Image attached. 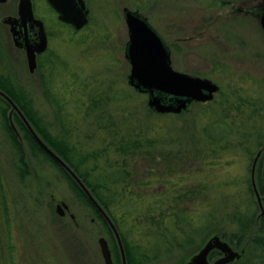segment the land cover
<instances>
[{
    "label": "rangeland",
    "instance_id": "1",
    "mask_svg": "<svg viewBox=\"0 0 264 264\" xmlns=\"http://www.w3.org/2000/svg\"><path fill=\"white\" fill-rule=\"evenodd\" d=\"M124 6L149 19L171 50L174 70L219 85L213 99L190 102L177 114H159L148 106V95L128 84ZM86 7L89 22L83 28L47 24L46 68L34 74L25 55L4 35L0 73L10 77L15 92L32 101L50 135L73 147V162L91 182L106 179L110 165L129 171V184H117L111 191L116 203H109L121 243L105 221L119 263L103 222L61 171L30 149L9 110L26 170L0 113V264H105L100 237L108 243L113 264H123V259L128 264L125 247L143 264H186L214 235L240 253L228 264H264V248L252 241L264 219V195L256 180L264 163V0H89ZM44 71L47 83L62 96L61 106L44 96L38 74ZM95 93L112 96V122L121 125L122 133H144L149 147L126 157L108 146L107 131L98 129L96 115L86 110L87 96ZM186 190L195 193L188 195L191 201L182 196L167 203L179 202L184 214L166 217L163 224L146 220L148 203L154 206L172 191L178 196ZM137 192L141 198L134 196ZM149 210L158 214L155 207ZM247 210L256 213L248 238L238 228L237 215H250ZM220 254L210 255L209 264Z\"/></svg>",
    "mask_w": 264,
    "mask_h": 264
},
{
    "label": "water",
    "instance_id": "2",
    "mask_svg": "<svg viewBox=\"0 0 264 264\" xmlns=\"http://www.w3.org/2000/svg\"><path fill=\"white\" fill-rule=\"evenodd\" d=\"M49 1L58 11L60 20L69 22L76 29L87 23V10L84 9L81 0H78V4L70 3L67 5L61 4L59 0H54L55 2L53 0ZM124 18L128 27V41L124 54L130 63L128 83L137 91L148 95L147 103L150 108H153L157 113L177 114L184 110L191 101L206 102L213 99L214 93L219 89L218 85L208 78L174 70L171 66L169 47L160 34L140 13L125 8ZM260 22L264 29V12L261 15ZM14 41L16 45H21L16 42V38H14ZM45 43V36L42 32L40 39L34 45L25 44L27 64L30 72H33L36 67L35 51H42L45 48ZM0 96L10 104V111H15L19 115L41 148L74 179L89 201L111 227L118 242L121 243L111 218L93 197L82 180L64 160L41 140L16 103L1 89ZM254 189L257 192L255 186ZM63 205L65 206V204ZM60 208V204H57V211L62 215L63 211ZM99 246L105 264H113L111 252L105 238H99ZM214 249L222 253L220 257L213 261L214 264H227L240 256V253L234 250L226 241L214 235L205 242L186 264H209V254ZM123 264H125V259H123Z\"/></svg>",
    "mask_w": 264,
    "mask_h": 264
},
{
    "label": "trees",
    "instance_id": "3",
    "mask_svg": "<svg viewBox=\"0 0 264 264\" xmlns=\"http://www.w3.org/2000/svg\"><path fill=\"white\" fill-rule=\"evenodd\" d=\"M53 62L58 63V58L55 57V61ZM50 63V62H49ZM46 62L44 61V64L42 66H45ZM41 67V66H40ZM39 67V68H40ZM54 68L51 66L50 63V69L49 74L53 73ZM38 72V71H36ZM40 72V71H39ZM42 73V74H41ZM38 73L41 78V87L44 93V96L49 100L51 104L54 106H61L62 96L55 93V90L53 87H51V84L47 83V80L45 79L46 72ZM51 76V75H50ZM52 78V76H51ZM54 73H53V79H54ZM52 81V79H51ZM0 89L4 91L19 107L21 112L24 114V116L27 118V120L31 123V126L35 130V132L42 138V140L46 143V145L55 152L61 159H63L78 175V177L82 180V182L89 188L91 194L93 197L97 200V202L106 210L107 214L112 218L113 215L111 213V210L109 208V205H113V203H116V197L115 194H112L113 188L119 184L120 186L122 184H129L130 180V173L128 170H126L124 167L121 169L118 164L116 165H110L109 172L107 173L106 179L104 180H98L96 182H91L89 180L88 174L84 171H81L80 168H78V164H75L72 160V155L75 150L72 146H70L67 142L64 140H57L55 137H52L46 127L39 121L37 111L35 110L32 101L30 99L25 100V97L22 95V93L15 92L14 87L12 85V81H10V77L8 75H4L0 73ZM58 96V97H57ZM112 96H107L101 93H95L92 96H87V105L86 110L89 113H93L96 115L95 117V123L96 127L98 129H103L107 131L106 133V139H107V145L110 147H113L115 151L121 153L123 156L132 157L137 152H140L143 148L149 147V140L145 138L144 133L141 132H134V131H127L122 133L121 132V125H118L116 122H112L113 116L110 112H108L109 103L112 101ZM10 105L7 101H5L0 96V113L3 120V126L6 130V133L12 142L13 146L15 147L17 153H18V161L23 169L26 170V160H25V154L24 149L18 139V135L14 131V129L10 125L9 117H8V111L10 110ZM108 117V118H107ZM104 118H107V120H104ZM227 118V117H226ZM13 120L17 128L23 133L22 137L23 140L26 141L30 149L40 156H42L44 159L49 160L52 164H54L61 173L67 178V180L72 184L73 189L77 193V195L89 206L91 207L92 211L95 213L96 217L100 219V221L103 222L107 234L111 235L109 238L110 243H112L111 249L113 250L115 260L118 262V249L114 245V240L112 237V233L109 230L105 220L101 216V214L98 212V210L93 206V204L89 201V199L86 197V195L83 193V191L78 187L72 178L68 175V173L60 166L50 155H48L41 146L35 141V139L32 137V135L27 130L26 126H24L22 119L19 117L17 113H13ZM225 125L222 124L221 127H224ZM47 131V132H46ZM148 135L149 134H145ZM150 136L153 138V136L150 133ZM149 136V137H150ZM25 138V139H24ZM209 139L212 141V139L209 137ZM24 141V142H25ZM150 153V150H149ZM93 156L97 157L96 154ZM124 166V165H123ZM121 169V170H120ZM257 183L260 190V193L264 195V185L263 180L261 178V174L257 175ZM103 181V182H102ZM250 188V186H249ZM251 189V188H250ZM175 191H172L171 197H164L162 200H158L156 202V205L149 206L148 203V210L147 214H145L146 220L157 222L156 224H163L165 221V218H171L173 219L175 216H178V214H184L182 212L184 211V206H178L177 204L179 202H175V206H172L171 203H169V207H167L168 202H173L176 199L181 200L182 196H184L186 201H191L192 197L188 196L189 194L195 195L193 190H186L184 194H180L176 196L174 194ZM251 192V191H250ZM144 195V194H143ZM133 196V195H132ZM135 197H142V193L137 192V194H134ZM191 197V198H189ZM172 199L173 201H171ZM264 200V197H263ZM185 201V202H186ZM110 203V204H109ZM165 204L167 207L166 209H163V211H159L161 207ZM151 207H155V209H158V214H151L150 210ZM250 215L245 216L244 213L238 212V228L240 229L241 233H246L247 238L249 237V234L251 233V228L256 224V213H253L252 210H247ZM177 213V214H176ZM180 220H184L183 218H179ZM257 233L253 235L252 241L254 244H259L262 248H264V219L261 218L259 221V227L257 228ZM241 237V236H240ZM123 238V237H122ZM238 239L236 238L234 241L236 245H238ZM123 243H125L124 239H122ZM232 243V242H231ZM126 244V243H125ZM127 245V244H126ZM126 255H127V262L128 264H143L144 261L140 259H136L134 254L132 253V249L129 247H125ZM217 251H212L210 253L211 257L213 258V255L216 254ZM119 263V262H118ZM117 263V264H118Z\"/></svg>",
    "mask_w": 264,
    "mask_h": 264
},
{
    "label": "flooded vegetation",
    "instance_id": "4",
    "mask_svg": "<svg viewBox=\"0 0 264 264\" xmlns=\"http://www.w3.org/2000/svg\"><path fill=\"white\" fill-rule=\"evenodd\" d=\"M59 1H61V4L64 5L70 3L78 4V0H59ZM81 1L84 5V9L87 10V18L89 22V15H88L89 10L88 7H86V4L89 0H81ZM125 8L128 7L124 6L122 8V16L124 22H125V18H124ZM130 10L137 11L138 13H140L149 23V19L139 10L137 9H130ZM49 22L59 23L73 28V26L70 23L59 19L58 11L55 9V7H53V5L49 0H0V39L4 35H6V39L9 41V43H11V45L16 50L21 51L26 57L25 44L28 43L34 45L40 39L41 33L42 32L44 33L45 41H46L45 48L40 52L35 51L36 67L34 69L33 74L39 69L40 66L44 64V60H42V56L47 52V48L49 44L50 32L47 27V24ZM88 22L86 23V25L88 24ZM125 27L128 36V27L126 22H125ZM14 38H16V42L20 43L21 45H16ZM127 41L128 38L124 44L123 55L125 54ZM1 51H2V46L0 45V52ZM25 59L27 65V58ZM261 178L263 180V185H264L263 172L261 174ZM7 247H9V245ZM220 256L221 254L217 255V257ZM6 264H10V261L6 260Z\"/></svg>",
    "mask_w": 264,
    "mask_h": 264
},
{
    "label": "bare ground",
    "instance_id": "5",
    "mask_svg": "<svg viewBox=\"0 0 264 264\" xmlns=\"http://www.w3.org/2000/svg\"><path fill=\"white\" fill-rule=\"evenodd\" d=\"M218 85V84H217ZM218 87H219V85H218ZM254 188V187H253ZM255 190V189H254ZM257 191V190H256Z\"/></svg>",
    "mask_w": 264,
    "mask_h": 264
}]
</instances>
